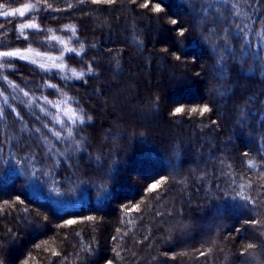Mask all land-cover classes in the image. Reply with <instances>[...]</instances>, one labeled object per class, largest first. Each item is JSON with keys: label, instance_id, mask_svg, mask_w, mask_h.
<instances>
[{"label": "trees", "instance_id": "16d2710c", "mask_svg": "<svg viewBox=\"0 0 264 264\" xmlns=\"http://www.w3.org/2000/svg\"><path fill=\"white\" fill-rule=\"evenodd\" d=\"M28 2L0 52L72 37L84 75L0 56V264H264V0Z\"/></svg>", "mask_w": 264, "mask_h": 264}, {"label": "snow or ice", "instance_id": "6c2138e0", "mask_svg": "<svg viewBox=\"0 0 264 264\" xmlns=\"http://www.w3.org/2000/svg\"><path fill=\"white\" fill-rule=\"evenodd\" d=\"M245 3L246 4H251L252 3V0H233V4L231 5L232 11L235 14L236 19L238 21L242 19L243 13L240 12L237 9L236 5L237 4L243 5ZM4 6H5L4 4H0V9L4 8ZM17 13H19L20 16H23L25 14V9H15V10H13L11 12H8V11H0V16H3V17L15 16ZM173 23H176V21H173ZM35 27H37V26L35 24H32V23L21 25V28H35ZM235 30L236 31H240L241 34H242V36H243V32L247 30L245 28V23H237L235 25ZM52 39H56V38L55 37H52ZM61 43H62V41H61ZM37 55H39V53ZM0 56H4V57H21L22 59H26V57L21 56V53L19 51L0 53ZM50 67L51 68L60 69L61 71L64 69V65H62V64H56V63H53ZM40 68L42 70H46V71L47 70H50V69H46L45 68V65H43V64L40 65ZM83 75H84L83 72L77 73L75 70L72 71V76L73 77H76L77 79H79ZM50 87H54V86H50ZM25 95H27V94H25ZM192 111L195 112V111H197V109H192ZM209 111H210V108L207 105H205L202 109H200L201 114L206 113V112H209ZM182 112H184V109L181 108V107H177L175 109V113L176 114H179V113H182ZM65 115H69V112L66 111L65 112ZM37 119H39V118L37 117ZM78 119H79V122H80L81 125L86 122L83 115L80 116ZM88 120L90 121L91 120V117H88ZM72 122H73V124H75L76 123V120L73 119ZM57 123L61 124V130L60 131H52L51 129H48V132L51 134V136L55 137V140L57 142H59L61 139L67 140L68 138H71L72 135H73L72 129H69L67 131V136L66 137H62L61 136V131H63L64 124H63L62 121H59V120L57 121ZM43 127L45 129H47L48 128V125L45 124V125H43ZM19 131L22 134V136L24 134H26L28 131H31V132L35 133L36 136H37V138H38L39 147H40L41 151L43 152V155H38L35 152H33L32 147H30L28 145H25V147L21 149V151H24V152L29 153V155H26L24 157V162L25 163H29L31 161L38 162L40 160H43L45 162V166H47V162L49 160H51L52 161V166L53 167L56 166L57 161L53 158L54 157V154H56V155H62V154L59 153L58 150L55 149V148H47L46 147L47 146V143H48V137L45 136V135H41V128L36 127V128L28 129L27 126H25V127L21 128ZM21 143L22 144L24 143V140L23 139H21ZM80 147L81 146L79 144H74V150L79 151L80 150ZM69 158H71V157H69ZM41 175H47V172L41 171ZM159 183L160 182H158L156 184H152L150 186V190L157 189L159 187ZM68 223L69 224H72V223H74V221L69 220Z\"/></svg>", "mask_w": 264, "mask_h": 264}, {"label": "rangeland", "instance_id": "374dc122", "mask_svg": "<svg viewBox=\"0 0 264 264\" xmlns=\"http://www.w3.org/2000/svg\"><path fill=\"white\" fill-rule=\"evenodd\" d=\"M39 4L35 3V2H28L20 7H16V8H10V9H0V11H8L11 12L15 9H25V14L23 16H20L19 13H17L15 16H8V18H13V17H24L25 15L31 13V12H35L39 9ZM3 17V16H0ZM30 23V22H29ZM28 22L25 24H29ZM32 23V22H31ZM34 24V23H32ZM36 25V24H35ZM27 29V28H25ZM30 29V28H28ZM67 40L63 39L62 42L64 44V51L62 53H42L39 52L37 50H10V51H3L0 53H4V52H16L19 51L21 53V56L26 57V61H29L30 63L40 67V65H45L46 69H50L47 71H58L60 73H62L63 75H65L66 77L70 78V79H77L76 77L72 76V71L75 70L77 73H80V70H77L73 67H71L67 61H66V54L67 53H76L79 50L78 46H74L73 42H74V38L70 37V38H66ZM39 53V55H37ZM4 57V56H2ZM10 58H21V57H10ZM22 59V58H21ZM62 64L64 65V69L61 71L60 69L57 68H51L50 66L53 64ZM82 77V76H81ZM80 77V78H81ZM149 88V87H148ZM155 88L153 85L152 87H150V89ZM114 98V97H113ZM128 103V100H126V104ZM103 111H107V110H103ZM72 113V112H71ZM74 114V113H72ZM75 115V114H74ZM143 117L145 115H142ZM149 116V115H147ZM146 117V116H145Z\"/></svg>", "mask_w": 264, "mask_h": 264}]
</instances>
